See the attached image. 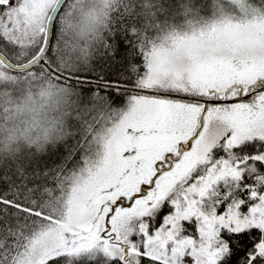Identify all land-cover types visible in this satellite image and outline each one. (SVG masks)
<instances>
[{"label":"snow or ice","instance_id":"snow-or-ice-1","mask_svg":"<svg viewBox=\"0 0 264 264\" xmlns=\"http://www.w3.org/2000/svg\"><path fill=\"white\" fill-rule=\"evenodd\" d=\"M0 264H264V0H0Z\"/></svg>","mask_w":264,"mask_h":264}]
</instances>
